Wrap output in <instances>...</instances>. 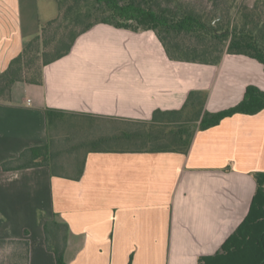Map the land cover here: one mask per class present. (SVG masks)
<instances>
[{
	"label": "crops",
	"instance_id": "0c3cea01",
	"mask_svg": "<svg viewBox=\"0 0 264 264\" xmlns=\"http://www.w3.org/2000/svg\"><path fill=\"white\" fill-rule=\"evenodd\" d=\"M52 2L0 0V73L56 17ZM248 85L264 90L254 58L174 61L152 30L99 23L43 67L42 84L15 82L0 101V164L46 143L45 108L148 120L180 108L191 90L208 92V111L230 108ZM255 171H264V109L198 130L187 153L88 152L78 179L0 166V238L25 237L29 264H56L43 232L55 218L69 227L68 264H197L247 215Z\"/></svg>",
	"mask_w": 264,
	"mask_h": 264
},
{
	"label": "trees",
	"instance_id": "16d2710c",
	"mask_svg": "<svg viewBox=\"0 0 264 264\" xmlns=\"http://www.w3.org/2000/svg\"><path fill=\"white\" fill-rule=\"evenodd\" d=\"M57 15L0 73V101L15 82L42 84L43 67L67 55L76 38L99 23L132 31L152 30L169 59L218 65L224 54L256 59L264 69V0H55ZM208 92L191 90L178 109H155L148 120L118 119L44 109L47 141L4 160V171L48 167L52 176L80 178L88 152L187 153L194 134L236 113L264 109V90L248 85L234 106L208 111ZM256 190L247 215L212 255L197 264H264V171L253 172ZM44 245L56 264H68V224H43ZM27 234V231L24 232ZM9 253L0 264H29L27 238H0Z\"/></svg>",
	"mask_w": 264,
	"mask_h": 264
},
{
	"label": "rangeland",
	"instance_id": "374dc122",
	"mask_svg": "<svg viewBox=\"0 0 264 264\" xmlns=\"http://www.w3.org/2000/svg\"><path fill=\"white\" fill-rule=\"evenodd\" d=\"M52 1H53L52 3H54V5H55V9H56L55 14H57L56 3L54 0H52ZM238 1L241 3H245V4H252L255 0H238ZM8 253H9V249L7 247H5V246L0 247V259L3 258Z\"/></svg>",
	"mask_w": 264,
	"mask_h": 264
}]
</instances>
